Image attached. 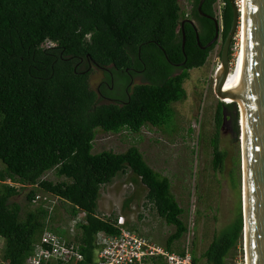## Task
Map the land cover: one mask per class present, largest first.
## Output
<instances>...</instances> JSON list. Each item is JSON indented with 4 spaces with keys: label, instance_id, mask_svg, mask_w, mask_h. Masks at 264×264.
<instances>
[{
    "label": "trees",
    "instance_id": "1",
    "mask_svg": "<svg viewBox=\"0 0 264 264\" xmlns=\"http://www.w3.org/2000/svg\"><path fill=\"white\" fill-rule=\"evenodd\" d=\"M189 1L190 13L180 0H0V238L5 241L0 264H25L46 229L64 235L49 224L46 202L23 214L22 205L12 201L26 188L28 207L44 193L69 204L73 216L86 213L75 239L83 260L71 264H93L97 234L118 232L116 216L98 213L101 188L128 171L146 187L147 202L175 226L168 249L185 235V210L171 181L148 164L137 146L121 153L93 149L98 130L138 134L147 125L162 128L175 118L173 104L186 97L189 70L204 66L216 45L202 50L215 37V24L199 14L200 0ZM223 1L222 44L233 19L229 1ZM216 2L205 0L201 11L215 17ZM187 15L199 26L200 45L194 26L185 23L183 49L181 23ZM48 41L54 45L46 48ZM139 57L151 72L148 82L130 88L122 105L99 104L87 62L116 73ZM180 62L183 71L175 74ZM224 108L236 109L220 102L218 126ZM213 153L217 169L224 159L217 137ZM49 172L62 179H47ZM242 237L240 213L208 246V263L230 264L227 258Z\"/></svg>",
    "mask_w": 264,
    "mask_h": 264
},
{
    "label": "rangeland",
    "instance_id": "2",
    "mask_svg": "<svg viewBox=\"0 0 264 264\" xmlns=\"http://www.w3.org/2000/svg\"><path fill=\"white\" fill-rule=\"evenodd\" d=\"M180 4L187 13L191 12L192 5L189 0H180ZM220 41L210 52L204 66L189 70V76L183 85L186 97L173 104L175 118L170 125L162 128L147 125L138 134L128 130L118 134L98 130L93 149V153H121L133 145L137 146L148 164L171 181L172 193L185 210L181 216L183 221L186 223L190 217L193 219L197 230L194 249L198 253L205 252L214 237L233 223L243 210L237 110L226 108L222 125L218 126L216 122L220 100L215 94L214 86L219 62H213V56L216 49L220 52L222 48ZM237 41L238 39L232 41L230 50L232 72L237 67L239 50L236 52L234 49ZM219 58L221 63V57ZM105 79L103 70L92 67L90 85L93 90ZM139 83L138 80L135 82ZM120 92H124L123 87H120ZM216 137L219 149L224 154L223 162L217 169L213 164V141ZM2 168L0 165V169ZM46 178L55 182L62 179L56 178L54 172L47 173ZM29 190H21L19 195L12 198V201L22 205L23 214L43 201L46 202L45 207L50 215L49 224L64 231L63 236L66 239L75 241L79 232L75 224L77 215H72L70 205L57 197L39 193L41 198L28 207ZM146 193V187L140 182L135 183L131 172L120 174L111 184L102 186L98 213L103 218L122 216L130 230L168 248L166 240L176 228L159 216L147 202ZM130 199L129 207L125 208V202ZM50 209L53 211L50 212ZM184 239L185 235L175 241L169 250L182 251ZM4 249L5 241L0 238V261H3ZM244 250L242 237L227 261L230 264H246Z\"/></svg>",
    "mask_w": 264,
    "mask_h": 264
},
{
    "label": "water",
    "instance_id": "3",
    "mask_svg": "<svg viewBox=\"0 0 264 264\" xmlns=\"http://www.w3.org/2000/svg\"><path fill=\"white\" fill-rule=\"evenodd\" d=\"M205 0H200L197 10L200 15L211 18L215 24L214 43L222 33L216 17L201 11ZM233 11L232 25L221 50V71L218 69L214 91L220 102L235 104L238 123L243 115V135L239 129L242 170L243 196V238L246 264H264V0H245L244 54L241 66L238 93L228 98L224 86L231 70L230 50L232 41L239 27L243 26L240 9L235 0H228ZM244 1V0H243ZM185 23H181L183 32V49L185 45ZM241 24V26H240ZM195 28V26H194ZM197 39L199 40L198 34ZM242 102L241 108L237 100ZM225 120V117H224ZM240 125V124H239ZM246 176V203L244 198V179ZM246 229L247 248L246 253Z\"/></svg>",
    "mask_w": 264,
    "mask_h": 264
},
{
    "label": "built area",
    "instance_id": "4",
    "mask_svg": "<svg viewBox=\"0 0 264 264\" xmlns=\"http://www.w3.org/2000/svg\"><path fill=\"white\" fill-rule=\"evenodd\" d=\"M238 8L243 0H235ZM223 0H217L215 6V17L222 28ZM239 28L236 32L234 45L236 52L239 50ZM54 45L53 42H46L44 47ZM232 46V45H231ZM217 48V47H216ZM220 52L214 51L213 62H219L217 67H221ZM41 196L38 195L37 199ZM47 199V198H45ZM53 210L50 209V212ZM85 212L77 214L75 224L84 222ZM118 232L116 234H107L99 232L96 236V243L100 247L97 257L93 264H209L206 257V251L200 252L194 249V240L197 236L196 225L190 217L186 222V233L183 242V248L180 252L171 251L162 245L154 242L150 238L140 235L130 230L122 216L114 221ZM245 251V250H244ZM83 260L81 246L76 241H70L63 235L57 234L46 229L39 242L34 245L32 253L27 257L25 264H71Z\"/></svg>",
    "mask_w": 264,
    "mask_h": 264
},
{
    "label": "flooded vegetation",
    "instance_id": "5",
    "mask_svg": "<svg viewBox=\"0 0 264 264\" xmlns=\"http://www.w3.org/2000/svg\"><path fill=\"white\" fill-rule=\"evenodd\" d=\"M184 20H191L194 23V26H195L194 30L196 32V37H197V33L199 32L198 24L195 21H193L189 15H187ZM212 40L207 42L206 45L202 47V50H207L208 48L212 47L214 44L217 45L219 40H221L220 42H222V33L219 35L218 39L214 43L209 45V43ZM197 44L200 45V42L198 39H197ZM221 50H220V57H221ZM87 65H88V69L91 71H92V67H96L98 69L103 70L105 73L106 79L102 80L100 84L98 85L97 89L95 90L98 93L99 103L101 101H106L107 102L106 104L108 103H118L121 105L124 104L126 102L125 98L127 97L129 98V89L137 85L135 84V82L138 80L140 82L139 84L147 83L148 78L151 75V72L148 71L147 69L146 62L140 57H139L138 62H136L134 66H132L131 68H127L120 72L116 71V73L112 72L109 68H100L98 65H96L94 61H88ZM183 66H184V62L175 64V74L181 73L183 71L182 69ZM106 72L108 73V76L106 75ZM108 77H109V80H108ZM104 86L107 87L109 91H105ZM120 87H123L124 89L123 93L120 92ZM225 109L226 108L223 109L224 113H225Z\"/></svg>",
    "mask_w": 264,
    "mask_h": 264
},
{
    "label": "bare ground",
    "instance_id": "6",
    "mask_svg": "<svg viewBox=\"0 0 264 264\" xmlns=\"http://www.w3.org/2000/svg\"><path fill=\"white\" fill-rule=\"evenodd\" d=\"M240 16H242V19H243V26H241L240 24V34H239V37H240V49H239V52H238V60H237V67H236V70L234 72H232V69L230 70V73H229V76L227 78V81L225 83V86H224V92L226 93L227 95V99L226 101L227 102H230V98L232 96H234L236 93H238V83L240 81V73H241V66H242V62H243V54H244V23H245V0L242 2V5H240ZM222 67V66H221ZM220 67V71H221V68ZM237 102L239 103L240 105V108H241V113H242V102L238 99H236ZM240 128H241V131H242V140H243V145H244V135H243V115L240 117ZM244 198H245V203H246V176H245V179H244ZM243 191V189H242ZM246 253H247V258H248V248H247V229H246ZM100 248V247H99Z\"/></svg>",
    "mask_w": 264,
    "mask_h": 264
}]
</instances>
